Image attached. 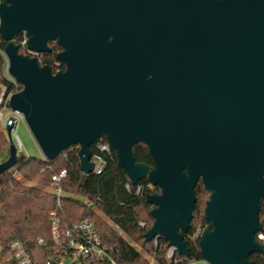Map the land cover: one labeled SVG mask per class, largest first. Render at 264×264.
Wrapping results in <instances>:
<instances>
[{"label": "water", "instance_id": "water-1", "mask_svg": "<svg viewBox=\"0 0 264 264\" xmlns=\"http://www.w3.org/2000/svg\"><path fill=\"white\" fill-rule=\"evenodd\" d=\"M61 46L54 72L20 52ZM6 71L22 85L23 113L43 158L79 146L81 185L92 145L106 138L133 185L146 179L155 219L145 240L164 238L189 256L185 234L199 181L210 222L199 239L207 264H251L264 201V0H2ZM0 174L19 160L12 130ZM147 146L153 165L137 161Z\"/></svg>", "mask_w": 264, "mask_h": 264}, {"label": "trees", "instance_id": "trees-1", "mask_svg": "<svg viewBox=\"0 0 264 264\" xmlns=\"http://www.w3.org/2000/svg\"><path fill=\"white\" fill-rule=\"evenodd\" d=\"M23 32L14 37L19 43ZM1 48L6 42L0 34ZM52 50L42 55L41 65H50L54 72L65 69V65L57 63V53L61 46L50 43ZM20 52L24 53L23 48ZM6 59L0 51V91L1 85L13 88V83L6 76ZM22 89V85L19 86ZM0 125V156L5 161L9 156L10 141ZM106 141V138H102ZM95 152V145L91 147ZM137 161L151 165L148 148L139 143L133 148ZM79 146H71L59 154L54 160L38 156H19L12 168L0 174V264H17L9 251L11 241L20 240L36 264L45 261L53 250L51 239V212L57 208L63 227H71L85 219L94 222L103 241L115 247V258L119 264H150L148 256L155 259L156 264H202L199 247L200 237L192 240L199 228L210 224L205 218L204 209L210 192L199 181L195 192L197 201L191 226L185 234V240L190 248L188 257L176 253V259L166 258L168 241L159 238L157 244L145 240L146 231L153 225L151 215L153 205L147 201L148 194L160 192L158 186L151 185L143 179L145 191L142 196L135 194L137 185H133L118 165L114 149L107 156V165L101 174L89 175L85 185H81L82 170L78 155ZM67 170L68 176L62 186L65 194L57 207V197L51 190L52 176ZM130 183L131 189L126 188ZM261 225L264 231V201L260 213ZM144 221L146 226L139 225ZM43 239L41 243L39 239ZM264 245V243H263ZM144 251V253L142 252ZM251 264H264V251L250 255Z\"/></svg>", "mask_w": 264, "mask_h": 264}, {"label": "built area", "instance_id": "built-area-1", "mask_svg": "<svg viewBox=\"0 0 264 264\" xmlns=\"http://www.w3.org/2000/svg\"><path fill=\"white\" fill-rule=\"evenodd\" d=\"M1 1L2 0H0V2ZM26 41L27 36L25 32H23V39L17 43L20 45V48H23V54H26L27 56L29 55L31 57H37L40 62V59L44 53L29 49L26 45ZM0 51L4 55V49H2L1 46ZM57 63L60 64L61 61L58 60ZM9 79L14 85L13 88L10 89L4 84L1 85L0 91V125L4 130H6L8 121L12 117L14 118L15 125L17 123V117L24 119L23 113L19 111H13L10 107V99L14 93L21 90L19 89L21 84L11 76ZM12 136L19 152L23 147L18 135L15 133V127L12 130ZM93 145H95V152L92 153L91 158V161L94 162V169L92 173L101 174L106 168L107 156L111 154L113 148L107 140L103 141L102 138L97 139ZM3 161V158L0 156V163ZM67 176L68 172L65 169L52 176L53 183H51L50 188L57 197V207L60 205L61 197L65 194L62 184ZM126 188L128 190L131 189L130 183L126 184ZM144 191V185L137 184L135 188V194L142 196ZM51 216V239L54 244V251L41 264H119L115 258V247L103 241L93 221L85 219L71 227H63L57 208L51 212ZM139 225L142 227L146 226L144 221H140ZM203 229L199 228V230L196 231L192 236V240L200 237ZM256 238L263 244L264 231H258L256 233ZM158 239V237L154 239L155 244H157ZM39 241L44 243L42 238L39 239ZM9 251L17 264H36L31 258L24 244L18 239L10 242ZM176 253V248L174 246H170L166 253V258L169 261L177 260Z\"/></svg>", "mask_w": 264, "mask_h": 264}, {"label": "rangeland", "instance_id": "rangeland-1", "mask_svg": "<svg viewBox=\"0 0 264 264\" xmlns=\"http://www.w3.org/2000/svg\"><path fill=\"white\" fill-rule=\"evenodd\" d=\"M6 76L9 78L10 75L6 72ZM16 125H15V133L18 135L21 143H22V150L18 152V156L26 155V156H38L43 157L42 151L40 150L34 136L32 135L27 123L23 118H16ZM199 230V227L196 231ZM144 253V251H142ZM150 260V264H156V261L153 257L148 256ZM202 264H207L201 261Z\"/></svg>", "mask_w": 264, "mask_h": 264}]
</instances>
